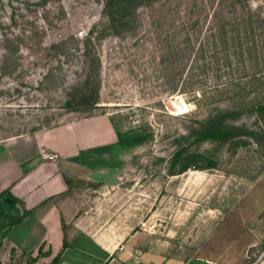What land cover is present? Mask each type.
<instances>
[{
  "label": "rangeland",
  "instance_id": "1",
  "mask_svg": "<svg viewBox=\"0 0 264 264\" xmlns=\"http://www.w3.org/2000/svg\"><path fill=\"white\" fill-rule=\"evenodd\" d=\"M259 104L264 0H0V143L108 121L101 164L120 168L123 208L178 261L264 264ZM212 127L248 145L206 138ZM180 151L217 166L172 175Z\"/></svg>",
  "mask_w": 264,
  "mask_h": 264
},
{
  "label": "crops",
  "instance_id": "2",
  "mask_svg": "<svg viewBox=\"0 0 264 264\" xmlns=\"http://www.w3.org/2000/svg\"><path fill=\"white\" fill-rule=\"evenodd\" d=\"M113 141L108 121L69 119L0 143V195L22 212L0 239V264H11V251L36 257L40 248L32 264L57 256L58 264H187L152 244L142 219L123 208L120 168L100 161Z\"/></svg>",
  "mask_w": 264,
  "mask_h": 264
},
{
  "label": "trees",
  "instance_id": "3",
  "mask_svg": "<svg viewBox=\"0 0 264 264\" xmlns=\"http://www.w3.org/2000/svg\"><path fill=\"white\" fill-rule=\"evenodd\" d=\"M254 113L256 117L264 123V104H259L255 107ZM237 129H221L219 127H212L206 132V138L212 140H218L228 143V147L231 149H236L238 147H246L248 142L245 139L239 138L237 135ZM115 133L117 131L115 130ZM117 135H119L117 133ZM217 166L215 160L205 157L202 154L194 153V152H185L180 151L177 152L171 160V174L177 175L185 173L187 170H204V169H212ZM8 198L10 200L9 205L6 207L3 201ZM16 201L9 194L0 195V238H3L8 229L20 220V217L14 221L4 223L8 215L6 214V210L11 209L15 205ZM5 229V230H4ZM1 230H4L1 232ZM65 245V243H64ZM13 251H11L12 253ZM41 248L38 250V254L36 257H30L25 264H32L37 261V258L42 256ZM59 257H54L51 264H58Z\"/></svg>",
  "mask_w": 264,
  "mask_h": 264
},
{
  "label": "bare ground",
  "instance_id": "4",
  "mask_svg": "<svg viewBox=\"0 0 264 264\" xmlns=\"http://www.w3.org/2000/svg\"><path fill=\"white\" fill-rule=\"evenodd\" d=\"M176 104H177V103H176ZM177 107H179V108H181V109H186V105L183 103L182 100H180V102H179V106H177Z\"/></svg>",
  "mask_w": 264,
  "mask_h": 264
},
{
  "label": "water",
  "instance_id": "5",
  "mask_svg": "<svg viewBox=\"0 0 264 264\" xmlns=\"http://www.w3.org/2000/svg\"><path fill=\"white\" fill-rule=\"evenodd\" d=\"M4 205L7 207L10 203V200L8 198H6L4 201H3Z\"/></svg>",
  "mask_w": 264,
  "mask_h": 264
},
{
  "label": "built area",
  "instance_id": "6",
  "mask_svg": "<svg viewBox=\"0 0 264 264\" xmlns=\"http://www.w3.org/2000/svg\"><path fill=\"white\" fill-rule=\"evenodd\" d=\"M44 157H48L47 155H44ZM50 158H53V156H49Z\"/></svg>",
  "mask_w": 264,
  "mask_h": 264
}]
</instances>
